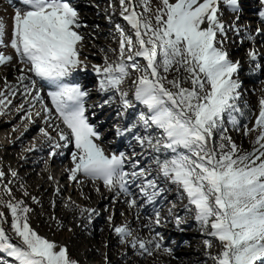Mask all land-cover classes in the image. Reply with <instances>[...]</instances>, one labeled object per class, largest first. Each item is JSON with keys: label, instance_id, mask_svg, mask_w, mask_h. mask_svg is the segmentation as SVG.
Instances as JSON below:
<instances>
[{"label": "snow or ice", "instance_id": "obj_1", "mask_svg": "<svg viewBox=\"0 0 264 264\" xmlns=\"http://www.w3.org/2000/svg\"><path fill=\"white\" fill-rule=\"evenodd\" d=\"M20 4L11 17L10 39L5 45L22 65L16 77L19 88L5 78L0 89V114L12 105L10 97L20 95L17 111L24 112L22 119L31 121L39 104L35 116L43 114L53 127L54 109L58 139L45 128H40V133L50 142L49 157L62 154L58 149L73 148L71 167L66 169L70 181L80 183V177L100 181L117 196L127 197L129 208L137 209L162 197L168 191L162 184H174L187 198L185 208L194 212L201 231L220 245L219 251L212 253V239L203 242L208 249L205 255L213 264H264V96L258 101L255 124L251 129L244 126L245 136L257 133L250 150L238 146L224 127L227 117V123L239 130L236 114L242 113L237 104L241 96V83L236 78L240 62L230 59L224 47L229 30L237 36L242 33L239 0H159L155 9L150 0H141L143 11L137 10L135 0H119L120 15L131 34L117 24V59L110 61L105 55L103 65L94 64L92 70L98 77L97 90L107 95L103 104L118 96L124 110L134 109L136 104L144 106L145 111L139 112L135 121L117 125L115 133L124 137L143 127L145 134H135L133 139L155 154L147 167L135 151L131 156L124 151L108 153L99 143L102 133L87 115L89 92L71 79L76 70L87 67L80 58L84 40L80 29L85 25L76 6L71 0H20ZM221 4L236 14L228 25L221 19ZM259 5L258 14L264 21V0H259ZM255 33L264 35V29L257 27ZM4 35L5 24L0 20V44ZM242 39L252 41L254 37L244 31ZM258 55L255 47L247 52L253 62ZM13 59L0 51V66ZM261 68V64L256 65V69ZM130 77H134L131 99L122 87ZM44 87L49 89L51 107L42 95ZM122 115L117 112L118 117ZM217 132L219 141L215 139ZM3 190L11 196L8 185ZM0 205L11 216L9 223L0 211V254L11 258L6 261L0 257V264H78L65 245L31 227L33 210L23 201L0 200ZM80 211L87 212L89 219L94 213L91 208ZM153 211L155 218L145 227L161 223L160 211ZM108 219L111 222L112 217ZM176 222L184 221L177 216ZM113 230L122 243L138 246L148 255L153 247H163L159 232L144 240L134 236L127 223L115 225Z\"/></svg>", "mask_w": 264, "mask_h": 264}, {"label": "rangeland", "instance_id": "obj_2", "mask_svg": "<svg viewBox=\"0 0 264 264\" xmlns=\"http://www.w3.org/2000/svg\"><path fill=\"white\" fill-rule=\"evenodd\" d=\"M150 2L158 3L159 0H150ZM107 3L114 5L113 2L107 1ZM135 3L139 5L137 10L143 11L141 0H135ZM230 15L232 16L231 18L234 17L233 20H235V14H230V12L226 10L221 13V19H230ZM238 24L241 30H246L243 29L245 25L240 21H238ZM230 35H232V38L236 36L235 32L232 30H229L227 33V39L224 43V47L227 51L232 48V45H234L236 41V38L232 39ZM240 37L242 38L243 34H241ZM117 42L118 43H114V45L116 44L115 46H111L112 40L105 37L104 41L98 40L96 43L101 47L99 49L100 51H105L101 52V55L103 57L107 55L108 58L111 59L110 61H112L117 59L119 39ZM248 48L249 46L246 45L240 50V52L245 54V68L239 70L236 75V78H238L241 83L239 89L241 96L237 104L242 109V113L236 114L239 121V130L227 123V117H225L224 125V127L228 129L227 135H229L238 146L245 150L251 149V142L257 134L255 132H250L245 136L244 126L247 125V127L251 129L255 124V117L259 111V100L253 95L259 90L264 75V57L259 54L256 61H251L247 56L246 50ZM111 49L116 51H110ZM234 55L235 54H232L231 59ZM97 60L101 62L102 59L98 57ZM257 64H261L262 68L256 69ZM83 71L81 67L78 73H73V76H84ZM133 78L134 77H130L126 81L125 87L132 89L131 80ZM93 80L98 81V77L94 75L91 81L86 83L88 88L92 86ZM3 88L4 86L0 84V89ZM129 98L131 99L132 97L130 96ZM118 111L122 112L123 115L118 117ZM141 111H145L143 105L138 106L134 114H131L128 109L124 110L119 107L115 110L110 107L107 110H102L98 114V117L102 118L100 120H107L102 128H109L111 133L108 138L114 139L117 138L115 127L117 125L127 126L128 123L136 120L138 113ZM142 131H144L143 127H138L134 130L133 135L140 134ZM149 131L152 132V130ZM152 134L156 135V132H152ZM31 137L32 136H30V138ZM121 138H123L121 145L124 146L125 139L128 137L126 135ZM219 138L220 134L217 132L215 139L219 141ZM28 144L26 140H22V143L10 149L2 146L0 147V171L4 173V177L0 178V200L8 201L11 199L13 202L23 201L33 210L29 216L31 226H36V231L40 235H46V237L50 236L57 244L65 245L69 256L78 261V264H87L89 262H96L97 264H171V261L178 257H184V255L187 254V252H185L187 249H193L195 245L204 244V240L212 239L201 231L200 225L194 219V212L185 208V205L188 204L187 198L178 191L182 196L181 199L179 198V206H181V209L177 211L175 216L182 217L185 222L189 223L188 230H190L191 233L187 239L181 236L179 233V225L176 220H173L174 222L172 221L169 226H165L162 222L159 225L153 224L151 228H142L134 224L131 226L129 225L133 235L140 239H150L156 232H159L163 237V247L159 250L153 247L151 255L138 250V246L137 248H133L127 242L122 243L119 236L114 232L113 226L122 225L124 224V220L129 222V220L131 221L132 219V216L129 214L131 210L128 209L129 206L125 202L127 197L123 194L117 196L116 193L112 191L108 192L107 188H105L100 181H96L95 185L92 184V188L96 186V190L90 187L87 191H80L76 186L72 185H68L66 188L67 179L61 182V163H51L49 159L47 160L45 158V155L40 153H36L35 155L28 154ZM137 146L139 149L136 152L147 151L148 154L142 155V158L144 164L149 166L151 163L150 158L154 157L155 154L152 153L151 150L142 149L138 143ZM132 152L133 151H129V154L131 155ZM160 155L163 156L164 154L161 153ZM22 159H24V161L20 162ZM14 167L17 168L15 171L17 175L15 177L11 175L14 171ZM152 170L155 171V165H152ZM49 177H51V179H49ZM4 185H8L11 196L4 192ZM97 189H99V191H97ZM25 193H27V195H25ZM33 197L36 198L37 202L33 201ZM168 204L169 202L167 200H162L161 197L151 204L150 207H152V209L149 213L145 214L146 220L148 221L146 225L149 224L150 218H155L154 208L158 209L160 213H165ZM82 208L94 209V213L91 215L90 219L87 212L81 214L80 209ZM0 211H4L8 220H11L10 213H8V210L4 206L0 205ZM109 216L112 217L111 222L108 219ZM5 226L7 227L8 225ZM128 239L130 240L131 238ZM175 241V253L167 259L165 257L166 252L163 251V248H169V245ZM214 248L217 249L218 252L220 245L218 241L212 239L210 251L212 252ZM0 257L6 261L11 260V258L4 254H0ZM209 261L213 264L212 260L209 259ZM203 262L205 263L208 261L203 260Z\"/></svg>", "mask_w": 264, "mask_h": 264}, {"label": "bare ground", "instance_id": "obj_3", "mask_svg": "<svg viewBox=\"0 0 264 264\" xmlns=\"http://www.w3.org/2000/svg\"><path fill=\"white\" fill-rule=\"evenodd\" d=\"M107 1L113 2L114 5L107 3ZM71 3H73L76 6L80 14V18L83 24L85 25L80 29V33L84 37L83 43L80 46L81 49L80 58L87 65L86 68L82 66L84 70L83 71L84 76L82 75L79 77L72 76L71 79L73 80V82L79 83L85 90L89 92V97L86 101L87 105L89 106L87 115L89 116L90 122L93 125H96L99 131L101 129L100 132L102 133V139L101 141H99L101 146L108 153L124 151L128 155H130L129 151L136 152L139 149V147L137 146V142L133 139V135H127L128 138L125 139L124 146H122L121 143L123 141V138L121 137H117L114 139L108 138L110 137V133H111L110 129L102 128L105 122H107V120L103 121L100 120L102 118L98 117V114L102 110L103 111L107 110L110 107L111 109L114 108L116 110V108L120 107L118 96L116 97V99L112 101V103L103 104V101L107 99V96L100 93L97 90L98 81L93 80L91 84L92 86H90L89 88L88 86H86V83L88 81H91L94 75H96L92 70V65L94 64L103 65L104 63V57L101 55L102 54L101 52H105V51L102 50L100 51L99 49L101 47L97 45L96 42L98 40L104 41V38L107 37V39L112 40L111 46H115L116 44L114 45V43H118L117 40L120 39L119 32L116 29V25L117 24L121 25L122 28L124 27L123 29H125L126 32L131 34L129 28L130 26L120 15L119 0H71ZM158 5L159 2L158 3L151 2V6L153 9H155V7H157ZM239 5H240L239 21L245 25L243 29H246V30H242L241 34H243L244 31H248L251 32V34L254 37L252 41L242 39L240 36L237 35L233 37L234 39L236 38V41L235 44L232 45V48H230L228 53L230 54V59L232 57V54H235L232 60L233 61L238 60L240 62L239 70H241L245 68V64H244L245 54L240 52V50L246 45L249 46V48L246 50L247 52L251 48L255 47L257 52L260 55H262V57H264V35H257L255 33V29L257 27L264 29V21L261 20L258 14L260 8L259 0H239ZM21 6L22 5L20 4V0H0V20H3L5 24V35L3 37L4 43L0 44V51H3L5 54L12 55L14 57L13 61L9 62L7 66H0V84L2 86H4V81L6 78L9 84L16 85L17 88H19V85L17 84L16 81V77L19 75L18 69L22 67V65L15 58L14 51L10 47H6L5 45L8 44V41L10 39L11 26H12L11 17L14 13V9L16 7H21ZM225 10L229 11L230 14L233 13L231 10L227 8L226 5L221 4V13ZM231 17L232 16L230 15V19L223 20L226 25H228L233 21L234 17L233 18ZM230 38H232V35H230ZM98 57H101L102 59L101 62L97 60ZM109 60L111 59L109 58ZM78 71L79 69L76 70L74 73H78ZM122 87L124 90L129 91V97H130L132 89L125 87V84ZM48 90L49 89L47 87H44L42 91V95L45 99V103L49 107H51V101L47 97ZM253 96L257 100H259L261 96H264V75H263V80L260 83L259 90L255 92ZM10 99L13 100L12 105H9L7 108H4L3 114H0V147L2 146L4 148L10 149L11 147L18 146V144L22 143V140H26V142L29 143L28 144L29 148H27L28 154L35 155L36 153H40L45 155V158L47 160L49 159L51 163L54 162L61 163L62 165L61 182L67 179L66 188L68 187V185L76 186V188L80 191L81 190L87 191L89 190L90 187L92 188V184L95 185L96 182H92L91 180L80 177L81 182L76 183L70 181L68 178V172L66 171V169H69L71 167V151L73 150L72 147H69L67 149L64 148L58 149L57 152L62 154H57L53 157H49L48 155V152L50 151V142H48L47 139L40 133V128H45L50 133V135L53 137L54 140L58 139L56 135V131L54 130V126L55 124L59 123V121L55 119L54 109H53V120H52L53 127H49L48 122H46L43 119V114L39 117L35 116L34 114L36 110L40 109L39 104H37L35 106V109H33L32 120L28 121L27 119H22V116L24 115L23 111L20 112L17 111V107L22 102L21 96L17 95L15 97H10ZM138 106L141 105L136 104V107L134 109H128V111L131 112V114H134ZM25 126H27V128H25ZM61 127H63L62 124ZM22 133L23 135H21ZM140 134L143 135L144 131H142ZM30 136L32 137L30 138ZM33 145H35L36 147L33 148L32 147ZM136 153L138 154V157L141 160L142 164L145 167H147V165L144 164L141 155L142 152L139 151ZM22 161H24V159L20 160V162ZM13 169L14 171H16L17 168L14 167ZM153 174L155 175V171H153ZM161 186H166L168 188V191H166L161 198L162 200H167L169 202L168 207L165 209L166 212L161 213V222L165 226H169L173 220H176L177 216L175 215L177 214V211H180L181 209V206H179V198L181 199L182 196L179 194L178 189L174 184H168V185L162 184ZM93 188L94 190H96V186H93ZM107 191L111 192L108 189ZM132 191L137 192V190L134 188L132 189ZM141 202H142V198H141ZM128 209L131 210L129 211V214L132 216V219L131 221L129 220V222L124 220L123 223L124 224L127 223L130 226L134 224L138 227L147 228L145 227V225L146 222L148 221L146 220L145 214L149 213L152 207H150V205H146L145 208L143 209H137V208H128ZM182 220L184 222L179 224V233L181 234L182 237H184V239H187L191 233V231L188 230L189 223L185 222L184 219ZM31 227L37 230L36 226H31ZM46 238L54 241L53 238L50 236L49 237L47 236ZM174 248H176V241L174 243H171V245H169L170 252H166L165 254L166 255L165 257L167 259L171 257V255L173 256V254L175 253ZM206 251L207 249L205 248L204 244L195 245L193 249H187L185 251L187 252V254H185L184 257H178L177 259L174 258L175 260L171 261V264H201V263L212 264L209 261L208 257L205 255ZM216 252L217 249L214 248L212 253H216ZM203 260H207L208 262L204 263ZM87 264H97V263L89 262Z\"/></svg>", "mask_w": 264, "mask_h": 264}]
</instances>
